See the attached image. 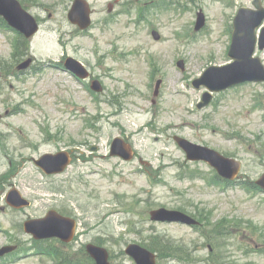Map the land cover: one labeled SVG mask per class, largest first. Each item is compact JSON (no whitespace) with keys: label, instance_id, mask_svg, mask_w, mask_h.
<instances>
[{"label":"rangeland","instance_id":"1","mask_svg":"<svg viewBox=\"0 0 264 264\" xmlns=\"http://www.w3.org/2000/svg\"><path fill=\"white\" fill-rule=\"evenodd\" d=\"M23 1L41 20L30 40L39 69L13 73L29 55L20 60L17 35L0 28V248H20L19 259L0 264H58L32 253L36 240L23 228L51 209L77 221L70 242L37 241L60 249L62 264H94L90 242L109 249L111 264H135L125 253L133 242L158 250V264H264V253L254 251L264 248V193L211 183L214 169L188 160L173 138L240 160L238 179L257 181L264 172V83L214 93L201 108L206 89L192 87L208 66L229 62L226 14L252 0H89L85 32L67 17L73 0ZM200 9L206 23L196 31ZM257 55L264 63V49ZM68 56L100 81V92L54 65ZM117 136L132 160L111 156ZM60 150L74 155L62 174L45 175L34 164ZM12 188L31 205L7 204ZM161 207L183 211L200 230L152 221Z\"/></svg>","mask_w":264,"mask_h":264},{"label":"water","instance_id":"2","mask_svg":"<svg viewBox=\"0 0 264 264\" xmlns=\"http://www.w3.org/2000/svg\"><path fill=\"white\" fill-rule=\"evenodd\" d=\"M0 13L5 15L12 25L24 31L27 36L33 35L38 29L36 19L21 7L18 0H4V2L3 0H0ZM263 17L264 16H262V18ZM69 18L71 21L79 23L82 28L87 27L90 24L89 4L85 0H76L69 13ZM236 44L237 42L235 43L231 52V54L237 58V61L233 65L223 69H210V71H227L228 75L224 77L220 83H216L212 79L206 80L204 77L195 82L196 86L199 87L201 84H205L210 89L219 91L249 78L246 77V75L253 72V69H257V66L260 64L259 59L253 60L251 58V51L248 49L250 44L243 42L245 47ZM263 45H261V47H263ZM29 62L30 60L23 66H27ZM69 66L83 76L86 75L79 65L71 62V65L69 64ZM258 78H260V80L262 79L261 77ZM93 87L97 90L100 89L98 84H94ZM205 103H207V101L202 103V105ZM181 143L186 148L192 159H204L210 161L218 168L220 173L226 177L232 178L240 170L241 163L235 161L234 159L225 158L218 152L207 147H201L198 145L196 146L187 141H182ZM197 150H200L203 153L199 155L196 152ZM113 153L123 154L128 158L131 156V151L129 153L125 152L121 142H118L116 145H114ZM69 161L70 159L65 156L64 153H58L47 154L38 163L43 166L47 172H58L64 170L69 164ZM261 184L264 185V177L263 180H261ZM11 194L13 195L9 197V201L15 206H25L30 203L16 190L11 191ZM151 215L152 219L154 220L193 222V220L184 213L174 210H167L165 208L154 210L151 212ZM25 225L26 230L33 232L36 238L59 236L62 239L69 241L74 235L76 224L74 220L62 216L54 210L50 211L44 218L27 221ZM87 248L92 256L96 258L98 264H109V253L105 248L94 244H88ZM9 249L10 248H5L4 250H1L0 254L9 251ZM126 252L132 255L138 264H156L155 254L139 246L138 244H130Z\"/></svg>","mask_w":264,"mask_h":264},{"label":"trees","instance_id":"3","mask_svg":"<svg viewBox=\"0 0 264 264\" xmlns=\"http://www.w3.org/2000/svg\"><path fill=\"white\" fill-rule=\"evenodd\" d=\"M20 43H21V41H20ZM22 47H23V50H24L25 48H27V42H26V41L22 42Z\"/></svg>","mask_w":264,"mask_h":264}]
</instances>
